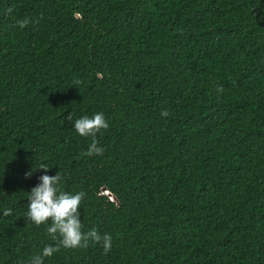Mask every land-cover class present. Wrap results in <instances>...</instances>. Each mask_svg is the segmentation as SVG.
Returning a JSON list of instances; mask_svg holds the SVG:
<instances>
[{
	"label": "trees",
	"instance_id": "trees-1",
	"mask_svg": "<svg viewBox=\"0 0 264 264\" xmlns=\"http://www.w3.org/2000/svg\"><path fill=\"white\" fill-rule=\"evenodd\" d=\"M42 163L112 236L43 264H264V0H0V264L54 244Z\"/></svg>",
	"mask_w": 264,
	"mask_h": 264
},
{
	"label": "clouds",
	"instance_id": "clouds-1",
	"mask_svg": "<svg viewBox=\"0 0 264 264\" xmlns=\"http://www.w3.org/2000/svg\"><path fill=\"white\" fill-rule=\"evenodd\" d=\"M11 9H9V12ZM21 28L29 21H18ZM217 92L223 91L222 86L217 87ZM167 109L162 110L161 116H169ZM73 120L69 113L66 117ZM109 123L103 112L94 113L91 117L84 115L74 120V129L82 137H90L91 142L87 150L81 152V156L103 155L104 148L99 146L97 134L107 130ZM39 169H44L45 174L38 177V183L31 188L27 195V211L24 214L27 223L37 227L48 224L46 231L54 244L45 245L41 253L32 257L31 264H43L44 258L51 257L54 253L63 249H74L87 247L89 243L102 244L105 253L110 251L112 236L110 233L100 234L95 228L88 232L82 231L83 225L80 219V207L86 195L84 191L73 193L61 190L63 177L59 172L55 175L46 174L48 167L40 164ZM37 169V168H36ZM32 169L25 173L26 178L32 175ZM6 215L11 214L7 210Z\"/></svg>",
	"mask_w": 264,
	"mask_h": 264
}]
</instances>
